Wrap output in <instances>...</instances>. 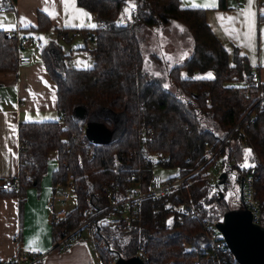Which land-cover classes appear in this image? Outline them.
Listing matches in <instances>:
<instances>
[{"label":"trees","instance_id":"obj_1","mask_svg":"<svg viewBox=\"0 0 264 264\" xmlns=\"http://www.w3.org/2000/svg\"><path fill=\"white\" fill-rule=\"evenodd\" d=\"M9 2V10L14 9L15 0L3 4ZM76 2L95 15L96 27L57 30L39 12L37 26L27 30L53 29L65 39L69 32H82L84 50H88V41L95 43L90 50L93 66L67 67L60 58L61 50L52 42L42 50L41 58L57 86L59 119L19 123L16 188L0 189V199H23L28 187L39 185L51 153L56 152L53 187L66 184L69 175L73 176L77 204L59 224H52L55 241L61 229L70 232L82 224L89 202L106 203L103 185L114 186L122 195L132 185L128 176L133 171L148 181L152 164L144 160L139 135L141 130L151 129L148 152L166 156L163 166L177 168L175 177L186 180L164 197L144 199L141 217L127 229H103L110 251L102 250V263L108 264L114 253L128 259L144 252L146 264H196V260L216 264L208 257L207 229H213L230 209L216 191L218 183H211L206 175L205 147L209 145L219 156L234 155L233 161L224 160L220 175L235 171L239 179L255 168L254 196L261 203L264 225V103L258 100L264 85L258 89L248 86L253 71L248 57L238 47L228 51L212 31L203 8L183 7L181 0ZM225 2L219 0L218 7L224 8ZM132 6L136 13H130ZM127 7L133 21L124 16ZM172 21L182 24L192 38L191 55L168 70L174 91L144 70L140 40L144 27L168 26ZM3 32L0 30V72H13L19 67L20 51L17 40L6 38ZM90 35L95 38L89 39ZM209 72L211 78L204 76ZM76 107H84L86 116H76ZM102 110L123 117V132L111 143L95 144L83 129L89 117ZM61 118L67 127H60ZM101 119L111 130L113 120ZM238 124L244 135L235 130L224 142ZM248 149L251 157L245 160ZM244 161L250 162L249 167L241 166Z\"/></svg>","mask_w":264,"mask_h":264},{"label":"crops","instance_id":"obj_2","mask_svg":"<svg viewBox=\"0 0 264 264\" xmlns=\"http://www.w3.org/2000/svg\"><path fill=\"white\" fill-rule=\"evenodd\" d=\"M15 1L14 9L2 11L5 0H0V30L18 28L25 36L40 40V32L27 30L37 26L39 12L47 15L57 30L86 28L97 23L96 17L90 15L93 13L78 6L76 0ZM212 2L181 0L183 7L205 9L207 22L221 43L229 52L238 47L250 61L252 38L249 41L247 18L243 14L248 10L249 0H226L222 9L218 7L219 0H214L215 7L205 6ZM251 12L254 14L251 17L252 35L256 27L260 35L264 31V0H252ZM41 33L58 35L53 29ZM54 40L49 38L37 52V43L21 51L33 57L31 64L19 65L13 72H0V180L16 178L18 174L19 123L59 119L57 86L41 58L42 50ZM78 50L84 49L79 46ZM181 51L186 55L183 63L191 55L192 47L187 45ZM64 56L61 50L60 58L63 62ZM255 63L253 70L259 71L264 85V57L259 56ZM40 184L28 187L23 199H0V260L20 250H27L47 253L44 260L37 264H92L90 251L81 243L73 244L65 252L51 251L54 238L51 214L47 208L51 195Z\"/></svg>","mask_w":264,"mask_h":264},{"label":"built area","instance_id":"obj_3","mask_svg":"<svg viewBox=\"0 0 264 264\" xmlns=\"http://www.w3.org/2000/svg\"><path fill=\"white\" fill-rule=\"evenodd\" d=\"M11 6L9 2L3 5L1 10L8 11ZM136 6L130 8V13H136ZM130 21H133L131 18ZM4 36L8 39H16L17 47L20 51L18 55V64L27 65L33 62V57L23 54L21 51L31 47L37 43V39L32 36H24L20 29L4 30ZM67 32L64 33L66 35ZM70 33V32H69ZM74 35H83L82 32L74 31ZM84 36V35H83ZM95 35H90L89 39H94ZM262 85L261 77L258 70H253L249 79L248 86L252 88H260ZM248 96V94H246ZM259 101L264 103V94H259ZM60 127H67L63 118L59 121ZM85 130V128L83 129ZM238 131L239 135H244L243 129L239 124L234 130L227 136L224 142H226L234 131ZM153 141V131L151 129L141 130L139 135V142L141 151L144 153V160L150 162L152 167L150 168V176L147 182L143 181L140 176L136 175V171L129 174V180L132 185L127 188L125 194H120V191L114 186L103 185L102 192L105 193L107 199L106 203L103 201L88 203V207L85 209V218L82 224L76 227L74 230L67 232L61 229L51 251L65 252L73 244L81 243L90 251L92 264L102 263V250L110 251L108 242L102 236V230L108 229H127L132 223L138 220L142 214V204L144 199L150 197L157 199L168 195L176 188L183 186L186 177H175L173 179L166 180L160 174L156 173L154 169L156 167L163 166L167 161L166 156H159L153 152H148V145ZM211 147L206 145L204 156L206 157L205 165H208L206 169V175L211 183H215L220 178V173L224 170L223 162L229 158L233 161L234 155H217V152H212ZM254 173L255 168H251L246 174H243L244 180V192L243 202L245 208L252 214V220L255 224H261L262 210L261 203L254 196ZM16 188V178H5L0 180V189L13 190ZM74 196L73 176L69 175L67 183H58L54 187V193L52 194L50 210H51V223L59 224L63 219L67 217L69 209L66 208L68 203ZM209 241L211 243V251L209 253V259L216 264H239L230 249L223 235L216 229L215 224L213 229L208 228ZM189 247V246H188ZM233 256V258L230 257ZM47 253L42 252H30L27 250H20L15 255L8 257L7 259L0 260V264H37L44 260ZM139 256L147 262V256L144 252H141ZM230 257V258H229ZM118 259V254L114 253L111 261L108 264H115ZM199 260L195 263L198 264Z\"/></svg>","mask_w":264,"mask_h":264},{"label":"rangeland","instance_id":"obj_4","mask_svg":"<svg viewBox=\"0 0 264 264\" xmlns=\"http://www.w3.org/2000/svg\"><path fill=\"white\" fill-rule=\"evenodd\" d=\"M127 9L129 10L128 7ZM90 15L91 17L95 16L94 14ZM124 16L125 18L129 17L128 13L125 12ZM64 33L65 31L63 32V34ZM38 36L40 40L37 39V44L35 45L36 52L41 46L45 45L48 42L47 40L49 38L52 37L53 39H55L52 43H55L57 48L59 47L64 52L65 56L63 57V63L67 65V67L91 68L93 66V58L91 56L90 50L95 47L94 41L90 40L87 42L88 50H78L79 46L83 48L85 47L86 43L85 37L81 34L74 35L72 32H70L67 39H65L63 36L58 38L59 36L57 34L48 33H38ZM140 40L141 52L143 54L144 61V70L153 75L158 80H161L163 85H167V87H165L166 89L174 91L175 89L168 77V70L173 65H178V63L181 64V62L184 60L186 55L181 51L182 49H185L187 45L192 47V38L190 37L188 31L179 22L172 21L168 26L155 27L152 29L144 27L140 33ZM259 56L264 57V31H262V33H260L259 35L256 27V30L252 35V48L249 56V62L252 68H255V62H257V59L259 60ZM209 73L205 74L204 76H209ZM101 118H111L113 120V124L111 127L112 139H116L120 131L122 130L123 117L121 115L115 117L112 112L102 110L94 112L89 117V122H98L101 124H105V122ZM83 132L85 133V130H83ZM245 163H247L248 165L250 164V162L244 161L241 166L243 167ZM57 167V155L56 152H53L51 153L48 161V170L43 175L40 184L41 188L49 190V193L51 195L47 206L49 210L48 212L50 214V203L52 194L54 193V187L52 184V172ZM154 171L160 174L163 178L175 177L178 174L177 168H165L164 166L156 167ZM226 181L227 182H225L224 185L220 186L219 189H216V191L224 192V202L230 210H233L238 207V200L240 199V188L236 183V172L230 171L227 174ZM218 182L219 178L215 183ZM76 204L77 200L76 196L74 195L71 200L66 203V208L69 210L74 209L76 207Z\"/></svg>","mask_w":264,"mask_h":264},{"label":"water","instance_id":"obj_5","mask_svg":"<svg viewBox=\"0 0 264 264\" xmlns=\"http://www.w3.org/2000/svg\"><path fill=\"white\" fill-rule=\"evenodd\" d=\"M76 116L83 118L86 116L84 107H76ZM123 132L120 131L118 137ZM85 135L95 144L111 143L112 131L104 124L89 122L85 126ZM227 173L220 175L218 186L226 182ZM244 180L241 181L240 198L243 201ZM220 197L224 198V193L219 192ZM216 229L223 235L228 248L239 264H264V225L255 224L252 220L251 212L245 207L227 211L223 218L215 223ZM115 264H145L139 256L123 258L118 255Z\"/></svg>","mask_w":264,"mask_h":264},{"label":"snow or ice","instance_id":"obj_6","mask_svg":"<svg viewBox=\"0 0 264 264\" xmlns=\"http://www.w3.org/2000/svg\"><path fill=\"white\" fill-rule=\"evenodd\" d=\"M251 5H252V0H249V6H248V10L246 12H244L243 14L245 15V17L247 18V23H248V39L249 41L251 40L252 38V21H251V17L254 15L252 12H251ZM206 7H215V2L213 0L212 3H209L207 5H205ZM125 13H128L129 15V19L131 18L130 17V13H129V10L126 8L125 10ZM82 15H86V13H81ZM221 19H223L221 17ZM229 20L231 21V18H229ZM90 27H96V25H90ZM183 30V29H181ZM249 47H251V44H249ZM209 75V78H211V73L208 74ZM164 87H167V85H164ZM242 87V86H241ZM54 98V97H53ZM251 156V150L248 149V150H245V160L248 159V157ZM249 165L247 163H245L243 165V167H248ZM170 223V222H169Z\"/></svg>","mask_w":264,"mask_h":264},{"label":"flooded vegetation","instance_id":"obj_7","mask_svg":"<svg viewBox=\"0 0 264 264\" xmlns=\"http://www.w3.org/2000/svg\"><path fill=\"white\" fill-rule=\"evenodd\" d=\"M241 181H242V178H239L238 179V177L236 176V183H237V185H238V187L240 188V186H241ZM227 182V181H226ZM224 185V184H223ZM222 186V185H221ZM220 188V186H218V189ZM224 193V192H223ZM224 201V200H223ZM240 205H238V207L237 208H235V209H238V208H240V207H245V205H244V202L243 201H241V198H240Z\"/></svg>","mask_w":264,"mask_h":264}]
</instances>
